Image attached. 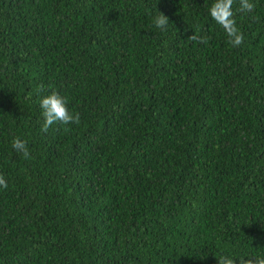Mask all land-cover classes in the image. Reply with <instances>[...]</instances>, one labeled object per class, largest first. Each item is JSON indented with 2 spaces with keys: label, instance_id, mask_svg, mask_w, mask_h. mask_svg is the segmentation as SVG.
<instances>
[{
  "label": "trees",
  "instance_id": "16d2710c",
  "mask_svg": "<svg viewBox=\"0 0 264 264\" xmlns=\"http://www.w3.org/2000/svg\"><path fill=\"white\" fill-rule=\"evenodd\" d=\"M212 2L0 0V264L264 256V0L238 47ZM41 84L79 124L41 131Z\"/></svg>",
  "mask_w": 264,
  "mask_h": 264
},
{
  "label": "clouds",
  "instance_id": "9594fccd",
  "mask_svg": "<svg viewBox=\"0 0 264 264\" xmlns=\"http://www.w3.org/2000/svg\"><path fill=\"white\" fill-rule=\"evenodd\" d=\"M234 0H213L208 13L211 19H213L224 30L228 43L232 47L240 46L244 41V35L237 27L236 20L234 19V13L232 10ZM255 4L251 0H239V11L242 13L254 12ZM158 15L153 18V23L156 28L161 31L166 30L170 24L169 19L163 13L157 11ZM209 38L207 36H201L193 33L188 37V41H195L197 43L207 44ZM41 92H46L39 99V107L41 109V116L43 123L41 125V131L46 133L50 126L53 124L69 125L79 124V113L69 112L67 107V100L61 96L60 93L54 89H46L43 84L39 86ZM65 131L69 129L65 127ZM13 149L21 153L23 158L31 159L29 150L27 148V142L20 138H13ZM0 187L7 188L5 178L0 175ZM218 264H264V256L244 257L238 258L229 255L221 254L218 258Z\"/></svg>",
  "mask_w": 264,
  "mask_h": 264
}]
</instances>
